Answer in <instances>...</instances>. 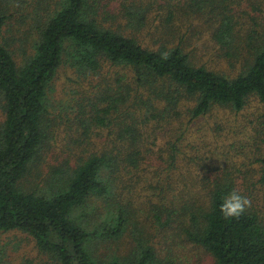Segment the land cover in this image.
<instances>
[{
	"label": "trees",
	"instance_id": "1",
	"mask_svg": "<svg viewBox=\"0 0 264 264\" xmlns=\"http://www.w3.org/2000/svg\"><path fill=\"white\" fill-rule=\"evenodd\" d=\"M27 2L0 0V235H29L47 264H172L176 249L187 243L206 251L214 264H264V120L263 151L256 155L257 188L239 181L241 160L212 163L202 178L194 175L192 181L203 182L206 192L187 204L181 195L185 191L177 192L173 182L160 188L161 197L170 203L151 200L146 219L167 230L178 222L180 239H172L160 248L163 251L126 203L125 179L119 178L140 171L144 133L153 123L179 139L162 160L170 174L179 169L178 142L189 130L184 119L198 121L220 107L240 112L253 96L264 107V28L255 23L245 33L238 32L235 10L245 0H187L189 11L214 21L212 38L219 58L234 65L241 61L235 75L195 62L184 45L188 41L177 40L176 30L166 25L153 31L168 37L155 46L103 25L93 0H57L55 9L49 3L42 10L34 8L27 15L35 18L28 27L35 32L31 51L18 60L3 36L14 22L13 9ZM149 11L138 5L129 11V24L143 29ZM65 64L79 81L98 78L88 89L79 83V94L84 93L78 115L79 162L39 172L40 181L30 183L33 166L40 167L49 147L51 91ZM124 107L132 111L128 121L114 116ZM176 123L182 129L175 134ZM103 127H116L115 139L89 152L88 140ZM184 183L187 186V180ZM234 189L252 206L238 218H225L220 205Z\"/></svg>",
	"mask_w": 264,
	"mask_h": 264
},
{
	"label": "rangeland",
	"instance_id": "2",
	"mask_svg": "<svg viewBox=\"0 0 264 264\" xmlns=\"http://www.w3.org/2000/svg\"><path fill=\"white\" fill-rule=\"evenodd\" d=\"M56 2L57 0H28L23 8L13 9L14 22H12L11 30L5 29L3 37L16 50L15 55L19 58L18 60L24 58L25 52L31 51V44L35 37V32L28 28L29 23L34 22L35 18L34 16L27 17V15L31 14L34 8L42 10L43 7L48 6V3L55 9ZM93 2L99 6L98 20L100 23L132 35L146 45L155 46L163 40L166 42L168 37L163 33L157 36L153 34L157 26L165 27L166 25L170 30H176L177 40L184 37L188 41V43L184 42V45L187 50L191 51L192 59L198 64L205 63L209 67L230 75H235L241 70L242 65L239 59L234 65L224 58H219L215 41L212 38L214 21L203 13L189 11L187 0H93ZM252 3L259 6V9H254L251 6ZM142 4L150 10L148 24L143 29L132 27L129 24V11ZM235 14L238 18L237 30L240 33L254 28L255 23H258L256 28L260 30L264 28V0H245L242 6L236 7ZM169 38L172 41L174 37ZM113 75L114 73L111 76ZM96 82L98 78L79 81L78 74L69 65L65 64L60 68L51 91L50 110L54 121L50 131L49 147L43 151L40 167L33 166L28 182L40 181L39 172L47 173L50 168L65 167L67 163L75 165L77 161L79 162L81 134L78 115L80 96L84 94H79V83L80 88L88 89ZM263 113L262 103L253 96L245 109L240 112L220 107L198 121L188 122L187 117L184 123H190L189 130L183 137L184 140L178 142L181 148L178 157L179 169L171 171L170 174L166 167H162V160L169 156L170 144L179 139L171 135L172 133L160 132L157 129L159 128L157 123H153L148 128L147 134L144 133L146 142L142 149L145 153V160L140 166V171L136 175L124 173L119 178L125 179L123 196H126L124 198L126 203L137 211V219L142 221L143 226L151 233L150 237L156 247L159 249L168 247L172 239H175V242L180 240L178 222L167 230L159 229L160 225L154 220L146 219L151 200L159 201L163 198L160 188L167 182H173L177 192L185 191L181 195L184 196L183 201L187 204L192 198L199 197L206 192L203 182L192 181L194 175L199 174L198 178H202L205 170H208L212 163L227 161V165H231L241 160L242 173L239 174V181L253 188L259 186L256 155L263 151V134L260 133L263 128V123L260 124L264 120L261 117ZM131 115L132 111L125 107L114 113V116H118V120L122 118L125 121L130 120ZM3 120L4 113L0 108V123ZM173 126L175 134L182 129L178 123ZM112 128L116 129V127ZM101 129L103 130L93 133L92 140L87 139L91 141L90 145L86 144L89 152L106 146L108 142L111 143L115 139L116 130L111 127ZM83 139L87 141L86 138ZM168 174L172 177H168ZM184 180H187V186ZM150 184L159 187L153 189ZM259 190L254 191L258 193ZM162 203L169 204L170 199L163 198ZM124 243L126 246L129 238ZM173 243L174 241L171 244ZM45 258L39 251L35 240L24 232L10 231L0 235V264H47ZM172 258V264H214V260L206 251L190 243L184 247H178Z\"/></svg>",
	"mask_w": 264,
	"mask_h": 264
},
{
	"label": "clouds",
	"instance_id": "3",
	"mask_svg": "<svg viewBox=\"0 0 264 264\" xmlns=\"http://www.w3.org/2000/svg\"><path fill=\"white\" fill-rule=\"evenodd\" d=\"M251 206V200L234 189L223 200L220 211L225 218H238Z\"/></svg>",
	"mask_w": 264,
	"mask_h": 264
}]
</instances>
